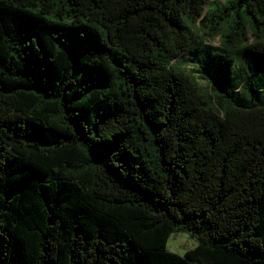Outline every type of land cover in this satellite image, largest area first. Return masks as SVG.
Masks as SVG:
<instances>
[{
  "label": "trees",
  "instance_id": "16d2710c",
  "mask_svg": "<svg viewBox=\"0 0 264 264\" xmlns=\"http://www.w3.org/2000/svg\"><path fill=\"white\" fill-rule=\"evenodd\" d=\"M0 264H264V0H0Z\"/></svg>",
  "mask_w": 264,
  "mask_h": 264
},
{
  "label": "rangeland",
  "instance_id": "374dc122",
  "mask_svg": "<svg viewBox=\"0 0 264 264\" xmlns=\"http://www.w3.org/2000/svg\"><path fill=\"white\" fill-rule=\"evenodd\" d=\"M218 39L212 42L213 45H218ZM197 246L194 238L186 233H173L167 241L166 249L178 255H184L187 251L193 250Z\"/></svg>",
  "mask_w": 264,
  "mask_h": 264
}]
</instances>
